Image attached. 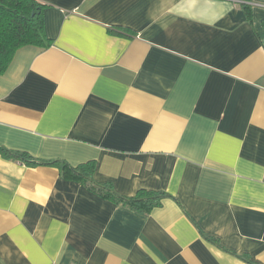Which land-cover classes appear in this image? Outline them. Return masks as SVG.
I'll return each mask as SVG.
<instances>
[{
  "label": "crops",
  "instance_id": "obj_1",
  "mask_svg": "<svg viewBox=\"0 0 264 264\" xmlns=\"http://www.w3.org/2000/svg\"><path fill=\"white\" fill-rule=\"evenodd\" d=\"M38 1L0 144L170 196L143 214L0 154V264H264V0Z\"/></svg>",
  "mask_w": 264,
  "mask_h": 264
},
{
  "label": "trees",
  "instance_id": "obj_2",
  "mask_svg": "<svg viewBox=\"0 0 264 264\" xmlns=\"http://www.w3.org/2000/svg\"><path fill=\"white\" fill-rule=\"evenodd\" d=\"M241 1L244 4L251 3L248 0ZM43 9L44 5L38 0H0V74L8 69L19 48L25 45L48 46L51 44L45 31ZM0 154L29 166H56L64 177L82 181L102 196H108L117 203L127 205L143 214L149 213L152 208L161 205L163 198L170 196L164 191L144 188L138 190L135 196H123L117 193L111 184L95 180L97 162L94 160L72 165L63 159L36 158L26 151L9 149L1 144Z\"/></svg>",
  "mask_w": 264,
  "mask_h": 264
},
{
  "label": "built area",
  "instance_id": "obj_3",
  "mask_svg": "<svg viewBox=\"0 0 264 264\" xmlns=\"http://www.w3.org/2000/svg\"><path fill=\"white\" fill-rule=\"evenodd\" d=\"M241 1V0H240Z\"/></svg>",
  "mask_w": 264,
  "mask_h": 264
}]
</instances>
